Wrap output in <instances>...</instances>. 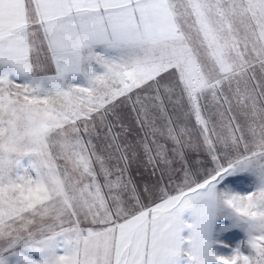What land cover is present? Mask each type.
Returning a JSON list of instances; mask_svg holds the SVG:
<instances>
[{
	"label": "snow or ice",
	"instance_id": "6c2138e0",
	"mask_svg": "<svg viewBox=\"0 0 264 264\" xmlns=\"http://www.w3.org/2000/svg\"><path fill=\"white\" fill-rule=\"evenodd\" d=\"M0 264H264V0H0Z\"/></svg>",
	"mask_w": 264,
	"mask_h": 264
}]
</instances>
